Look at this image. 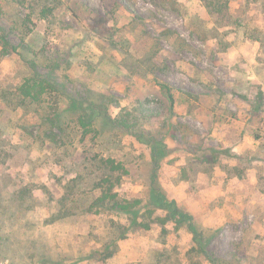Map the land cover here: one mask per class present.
<instances>
[{
	"label": "rangeland",
	"instance_id": "obj_1",
	"mask_svg": "<svg viewBox=\"0 0 264 264\" xmlns=\"http://www.w3.org/2000/svg\"><path fill=\"white\" fill-rule=\"evenodd\" d=\"M215 3L0 0V264H264V0Z\"/></svg>",
	"mask_w": 264,
	"mask_h": 264
},
{
	"label": "trees",
	"instance_id": "obj_2",
	"mask_svg": "<svg viewBox=\"0 0 264 264\" xmlns=\"http://www.w3.org/2000/svg\"><path fill=\"white\" fill-rule=\"evenodd\" d=\"M208 6H213L214 8H218L221 10V6L219 3H215V0H206ZM218 6V7H217ZM213 8V7H212ZM50 86V85H49ZM49 86H46L43 81H36L31 83V81H28L22 86L23 92L26 96H28L31 99H39L41 94L49 88ZM52 86V85H51ZM160 86L164 90V92L168 95L169 99L173 101V93L172 89L169 85H166L164 83H160ZM83 113L79 115L78 121L81 127L83 128V135L88 136L89 132L91 131V125L93 123V119H91V116L89 115L87 109H82ZM107 165H109L110 173L107 178H104L102 181V195L95 201L94 205L97 206H104L107 201L113 202L114 206L122 211H133L134 212V225L138 226L142 224L141 218L142 216L138 217L139 210H142V207L140 203L142 202L141 199H133V200H121L118 199L117 193H112L113 187L115 186V183L113 181V173L116 170L123 169V165L121 163L117 164L114 159L108 158L105 160ZM120 180V177L118 176V181ZM104 186V187H103ZM113 186V187H112ZM105 188V189H104ZM150 203L151 208H153L155 211L163 210L165 211V215H157L156 220L161 222V225L164 227L166 224H168L169 221H175L177 223H182L183 220H188L189 223H193V218L190 214L185 213L180 209L178 206L176 200L169 199L168 196L163 194L160 190L157 188H153L152 192L150 194ZM138 211V212H137ZM142 212V211H141ZM189 218V219H187ZM148 226V224L146 225ZM192 226V225H191ZM193 228V227H192ZM196 235L200 238L195 239L196 244L198 245H204V241L202 239V234L196 231ZM205 247V246H204ZM203 253V252H202ZM206 254L207 251H205ZM213 264H218L214 261L212 257H210Z\"/></svg>",
	"mask_w": 264,
	"mask_h": 264
}]
</instances>
